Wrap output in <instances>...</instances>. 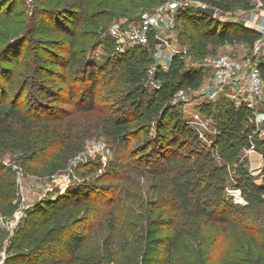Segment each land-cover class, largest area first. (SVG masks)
<instances>
[{
    "label": "rangeland",
    "instance_id": "rangeland-1",
    "mask_svg": "<svg viewBox=\"0 0 264 264\" xmlns=\"http://www.w3.org/2000/svg\"><path fill=\"white\" fill-rule=\"evenodd\" d=\"M87 1V9L82 13L76 0H0V105L19 100L23 110L50 119L38 124L37 133L25 138L31 139L48 126L51 135L55 130L63 133L71 129L76 135L69 148L68 143H63L59 152L43 165L35 162L43 153L30 158L31 148L24 151L19 146L21 135L11 139L0 136V186L8 184L16 193L11 202L0 194V264H64L70 258L64 241L48 246L43 242L46 233L56 226L82 233V246L73 264H106L101 257L110 233H114L117 250L116 261L111 264H147V230L154 227L153 220L170 216L176 217L187 235L188 245L174 252L176 264H264L262 251L252 240L255 237L264 242V195H253V186L264 184V144L258 143L260 138L256 139L255 153L246 154L244 146L238 159L226 164L221 172L226 177V187L219 194L221 207L217 210L233 201V208L239 210L234 221L202 222L182 208L173 193V176L179 164L174 163L175 168L168 171L160 166L159 155L152 156V160L143 155V147L155 130L146 126L141 129L142 123L135 124L128 151L114 144L111 135L97 127L107 113L79 112L74 106L72 101L83 93V73L69 68L71 49L100 68L107 61L108 50L110 55H118L113 28L138 24L157 14L171 16L174 22L165 21L158 31L167 42L165 45L155 43L150 50L132 47L134 51L130 53L141 67L161 65L168 70L172 56L179 54L188 69L206 70L202 86L187 91L184 98L185 117L194 118L199 104L228 97L224 92L209 97V91L217 89L212 78V60L222 54L240 58L256 55L258 45H221L211 40L207 31L223 26L237 31L241 25L255 29L256 22L263 17L264 0L262 4L256 1L251 10L239 6L229 12L218 10L214 20L189 14V10L195 12L202 4L198 0ZM104 9L108 15L101 16L103 20L111 19L108 24L103 23L106 30L97 27L96 19ZM53 60L63 65L51 64ZM112 67L100 72L102 82L96 88L100 98H96V103L117 108L121 96L105 95L121 76L118 64L115 69ZM60 74H65L66 79ZM24 86L25 93L21 95ZM69 86L76 93L64 102L70 95ZM153 93L149 89L148 97ZM102 95L105 96L101 98ZM218 110H212L209 116L201 113L202 128L193 127L199 137L183 149L184 153L212 150L219 139L223 142ZM74 111L75 115L68 116ZM60 122L63 123L59 125ZM59 139L60 136L55 141ZM181 139L188 141L189 135L182 133ZM98 143H105L108 150L95 149ZM74 144L79 147L74 149ZM176 149L170 150L169 155L177 153ZM215 156L218 165L225 166L217 152ZM91 167L98 169L90 171ZM64 197L68 198L66 204L55 207ZM159 229L160 234L165 231Z\"/></svg>",
    "mask_w": 264,
    "mask_h": 264
},
{
    "label": "trees",
    "instance_id": "trees-1",
    "mask_svg": "<svg viewBox=\"0 0 264 264\" xmlns=\"http://www.w3.org/2000/svg\"><path fill=\"white\" fill-rule=\"evenodd\" d=\"M156 1L154 0L153 2L155 3ZM198 1L215 8L217 11L229 12L236 6L251 10L256 5L255 2L259 0ZM75 5L83 13L87 9L88 1L76 0ZM189 11L191 12L189 14L198 15L207 20H214V17L203 13L199 8L195 12ZM73 15L74 13H71L72 17ZM107 15V11L104 9L100 16H96L98 28L103 27L106 30V26H103V23L108 24L109 20H111L109 17L105 18L106 21L103 20ZM101 16L104 17L102 18ZM103 32L100 31V34ZM207 34L211 40L221 45L227 43H245L250 46H254L263 35L261 31L248 28L245 25H241L237 31H230L227 27L223 26L220 30L207 31ZM155 43V37H152L150 47L154 46ZM99 44L101 46L103 42ZM138 47L136 46V48ZM132 51L134 50L131 48V50L129 49L125 53L116 52L118 55L114 56L110 55L108 50L107 61L103 67L99 68L96 65H92L90 58L85 59L77 51L71 49L69 68L71 70L78 68L77 70L83 73L81 79L83 93L78 100L72 101L74 106L77 107V111L79 112L107 113L108 116L103 120L100 119L99 126L97 127H101L106 134L111 135L113 143L126 151H128L129 143L132 136H134L133 127L135 124L139 125L142 123L141 129L145 126L150 131L154 129L155 133L153 137L143 147V155H148V160H152L151 157L155 154L159 155L162 160L160 166L166 168L168 171L175 168L173 166L174 163L179 164V168L176 169L177 172L173 176L172 190L178 202L182 204L181 207L189 210L197 220H202L205 223L234 221V218L237 216L235 213H238L239 210L233 208V201L228 204V207L222 206L221 211L217 210L218 207H221L218 200L219 194L226 187V177L221 172L226 169V164L234 163L240 156L243 147L249 144L255 128V125L251 122L254 116L253 111L246 105L237 106L235 101L229 97L199 104L198 110L208 116L213 113L212 110L219 108L217 117L222 122L223 128L219 136H223V142L221 141L222 138L219 139L218 144L216 143L212 147V150H191L184 153L185 150L183 149L188 144L191 146L192 141L196 140V137H199V135L187 123L183 108L187 100L176 99V94L182 89L186 91L199 89L206 77V70L188 69L182 55L175 54L171 58L168 70L164 69L161 65L157 66L156 79L161 81L162 86L160 89H156L148 83V69L151 66L141 67L135 63V55L131 54ZM116 63L121 68V76H118L117 84L112 85L108 89V94L106 93L105 95H120L122 98L120 99L121 104L117 108L110 107L108 103L105 106H100L96 103V98H100L96 92V88L102 82L100 72L105 71L110 66H113L112 69H115ZM51 64L63 65V62L53 60ZM258 69L264 80V60L258 63ZM60 77L63 80L66 79L65 74H60ZM69 87L70 95L64 102L69 101L75 96V90L71 86ZM149 89L154 91L151 97L147 95ZM24 93L25 86L21 90V95ZM105 95H102L101 98ZM102 101H105V99ZM76 113V111L71 112L68 116H73ZM45 120L50 119H41L32 114L29 109L23 110L19 106V100L13 103L4 101L0 105V136L11 139L21 135L22 138L20 137L19 146H23L24 151L31 148L33 153L30 155V158L43 153L42 157H38L35 161L37 164L43 165L55 153L59 152L58 150L64 146L63 143H68L66 148H69L76 138L72 129L63 133L55 130L51 135L50 126L45 128V131H39L38 135H34L31 139L25 138L32 133H37L38 124L45 122ZM62 123L60 122L59 125ZM182 133L189 135L188 141L181 139ZM58 136H60V139L57 142L55 140ZM257 141L264 144V141L261 139ZM78 147V145L74 144V149ZM174 148H177V153L169 155L170 150ZM150 151L152 153H149ZM214 152L218 153L225 166L218 165ZM154 164L152 163L153 166ZM152 165L151 167L153 168ZM97 169L91 167L90 171ZM260 193L264 195V184L254 185L253 195ZM0 194L2 199H10V202L16 195L14 189L10 188L8 184L0 186ZM67 199V197L61 198L62 203L60 204L58 201L59 203L57 204L60 205L55 204V207L63 206L66 204ZM152 224L154 227L148 228L146 236L148 243L147 264H176L174 257L175 250L178 247H186L188 245L185 229L180 226L174 216L155 219L152 221ZM159 227L165 228V231L161 234L158 232L161 231ZM81 234V232H74L65 226H56L46 233L43 242L48 246L59 245L64 241L65 252L70 257L64 261V264H73L82 246L83 237ZM253 239L255 240L253 242L262 251V258L264 260V242H259L255 237ZM116 258L115 236L114 233H110L104 241L101 261L111 264L116 261ZM39 264H57V261H42Z\"/></svg>",
    "mask_w": 264,
    "mask_h": 264
},
{
    "label": "built area",
    "instance_id": "built-area-1",
    "mask_svg": "<svg viewBox=\"0 0 264 264\" xmlns=\"http://www.w3.org/2000/svg\"><path fill=\"white\" fill-rule=\"evenodd\" d=\"M261 1V0H259ZM262 4V2H261ZM205 5V4H201ZM262 18L256 22L255 30L262 32V37L257 41L256 55L240 58L231 54H222L215 57L211 62L213 71L212 78L216 80L214 90H210L209 97L214 98L220 92L227 94L229 98L235 101L237 106L246 105L253 111V124L255 125L253 136L249 144L245 147L246 154L255 153L257 150L256 139L259 137L264 141V80L258 69V63L264 60V10ZM171 16L155 15L147 17L141 24H131L123 28L115 27L112 29V36L115 38L116 51L125 53L132 47L144 46L150 47L152 37H155L156 46H162L165 43L158 34L163 23L174 22ZM167 70V69H166ZM158 67L153 65L148 69V83L156 89L161 88V81L156 79ZM228 89L231 93H227ZM187 91L182 89L176 94V99H184ZM199 111L194 118H186L187 123L197 130L201 129L203 119ZM95 149L107 151L105 143H98ZM245 154V155H246ZM106 157V156H105Z\"/></svg>",
    "mask_w": 264,
    "mask_h": 264
},
{
    "label": "water",
    "instance_id": "water-1",
    "mask_svg": "<svg viewBox=\"0 0 264 264\" xmlns=\"http://www.w3.org/2000/svg\"><path fill=\"white\" fill-rule=\"evenodd\" d=\"M199 10L202 11L203 13L214 17L217 13V10L213 7L207 6V5H199Z\"/></svg>",
    "mask_w": 264,
    "mask_h": 264
},
{
    "label": "crops",
    "instance_id": "crops-1",
    "mask_svg": "<svg viewBox=\"0 0 264 264\" xmlns=\"http://www.w3.org/2000/svg\"><path fill=\"white\" fill-rule=\"evenodd\" d=\"M260 2H262V0H261ZM260 4H261V3H260ZM263 10H264V8H263Z\"/></svg>",
    "mask_w": 264,
    "mask_h": 264
}]
</instances>
